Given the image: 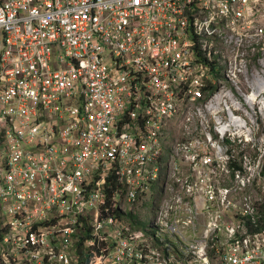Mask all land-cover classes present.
Instances as JSON below:
<instances>
[{
	"label": "built area",
	"instance_id": "2783aa9c",
	"mask_svg": "<svg viewBox=\"0 0 264 264\" xmlns=\"http://www.w3.org/2000/svg\"><path fill=\"white\" fill-rule=\"evenodd\" d=\"M263 87L264 0H0V264H264Z\"/></svg>",
	"mask_w": 264,
	"mask_h": 264
},
{
	"label": "rangeland",
	"instance_id": "374dc122",
	"mask_svg": "<svg viewBox=\"0 0 264 264\" xmlns=\"http://www.w3.org/2000/svg\"><path fill=\"white\" fill-rule=\"evenodd\" d=\"M243 90L248 87V85H241ZM249 88V87H248ZM245 91V90H244ZM254 93V92H253ZM252 93V94H253ZM251 94V95H252ZM255 94L258 97L257 103L253 104L248 101V97L239 95L237 100L240 103V115L241 118L245 121L247 120L248 124L254 127L255 131V139L256 143L259 145L262 143V138H264V87L262 90L255 91ZM251 98V97H250ZM234 150L237 153H244V152H253L254 150L250 145H238L234 147ZM160 179L156 183V187L159 189ZM145 197V195H143ZM149 198L141 199L139 205L133 209V212L138 213L139 216L142 218L141 225L144 226L145 219L150 218L152 208L149 204H147ZM149 226V223H146V227Z\"/></svg>",
	"mask_w": 264,
	"mask_h": 264
},
{
	"label": "bare ground",
	"instance_id": "6f19581e",
	"mask_svg": "<svg viewBox=\"0 0 264 264\" xmlns=\"http://www.w3.org/2000/svg\"><path fill=\"white\" fill-rule=\"evenodd\" d=\"M249 101H250V103H253V104L257 103V101H258V97H257V95H253V96L249 99Z\"/></svg>",
	"mask_w": 264,
	"mask_h": 264
}]
</instances>
